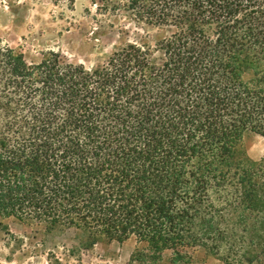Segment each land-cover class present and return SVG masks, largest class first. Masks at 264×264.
Masks as SVG:
<instances>
[{"label":"trees","instance_id":"obj_1","mask_svg":"<svg viewBox=\"0 0 264 264\" xmlns=\"http://www.w3.org/2000/svg\"><path fill=\"white\" fill-rule=\"evenodd\" d=\"M154 45L87 67L29 64L0 40V233L8 221L78 249L124 243L131 264L202 249L264 264V0H128Z\"/></svg>","mask_w":264,"mask_h":264},{"label":"rangeland","instance_id":"obj_2","mask_svg":"<svg viewBox=\"0 0 264 264\" xmlns=\"http://www.w3.org/2000/svg\"><path fill=\"white\" fill-rule=\"evenodd\" d=\"M127 1L0 0V40L29 64L57 52L69 62L93 67L126 43L155 44L159 32L136 22ZM243 146L253 161L264 159V138L247 134ZM7 223L14 238L0 233V264H131L139 246L133 238L74 252L79 247L72 231L48 235L39 226ZM187 252L190 264H223L202 249ZM158 264H176L173 252Z\"/></svg>","mask_w":264,"mask_h":264}]
</instances>
